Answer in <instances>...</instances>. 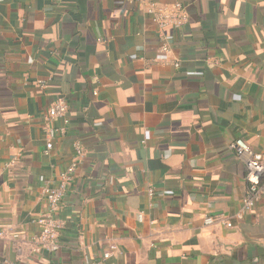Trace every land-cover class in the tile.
I'll return each mask as SVG.
<instances>
[{
	"label": "crops",
	"instance_id": "1",
	"mask_svg": "<svg viewBox=\"0 0 264 264\" xmlns=\"http://www.w3.org/2000/svg\"><path fill=\"white\" fill-rule=\"evenodd\" d=\"M149 2L175 0H0L2 264H264V198L237 217L248 183L233 147L264 158V0H183L168 53ZM59 97L71 126L46 155ZM74 162L50 253L35 242L44 189Z\"/></svg>",
	"mask_w": 264,
	"mask_h": 264
},
{
	"label": "built area",
	"instance_id": "2",
	"mask_svg": "<svg viewBox=\"0 0 264 264\" xmlns=\"http://www.w3.org/2000/svg\"><path fill=\"white\" fill-rule=\"evenodd\" d=\"M60 1V0H57ZM129 4H144L146 0H123ZM147 11L152 15L155 24L158 27L159 39L163 42L162 52H170L166 31L181 30L189 22V13L183 0H175L172 4H161L157 2H149ZM176 67L180 66V62L175 63ZM41 88L45 89L47 82H39ZM69 102L65 97L57 98L48 110L46 120H61L62 124L57 127H45L46 150L45 154L50 155L54 147V141L58 137H65L71 126L69 117ZM233 147L239 152V158L245 163L247 176L246 180L248 188L243 200L241 212L237 215L239 219L250 214L258 202L264 198V158L257 155L243 140H237ZM74 152L78 159L84 157L85 149L80 141H76L73 145ZM78 167V163L74 162L60 176L59 183L56 187H46L44 195L47 200V212L41 216L37 223L41 228L40 233L36 236L37 245L50 253H57L60 250L59 236L63 228V222L58 218L59 210L64 202L67 190L74 179ZM148 193L151 197L156 196L154 188H149ZM222 216H205V224L210 225L216 221H220L227 228H232L231 222L221 219ZM5 236V232L0 230V238ZM119 252V248L112 244L104 253V258L108 259L114 253ZM0 264L2 262L0 261Z\"/></svg>",
	"mask_w": 264,
	"mask_h": 264
},
{
	"label": "trees",
	"instance_id": "3",
	"mask_svg": "<svg viewBox=\"0 0 264 264\" xmlns=\"http://www.w3.org/2000/svg\"><path fill=\"white\" fill-rule=\"evenodd\" d=\"M168 195H171V194H168Z\"/></svg>",
	"mask_w": 264,
	"mask_h": 264
}]
</instances>
